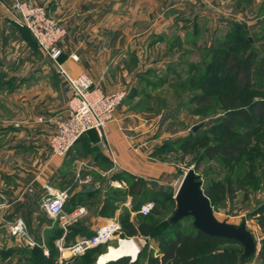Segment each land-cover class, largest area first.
Returning a JSON list of instances; mask_svg holds the SVG:
<instances>
[{
  "label": "rangeland",
  "instance_id": "obj_1",
  "mask_svg": "<svg viewBox=\"0 0 264 264\" xmlns=\"http://www.w3.org/2000/svg\"><path fill=\"white\" fill-rule=\"evenodd\" d=\"M177 3L183 8L182 12L186 11L181 13L180 18H177L181 26L193 25L194 23L202 26V29L198 28L199 37L195 40L196 42L191 41L189 36L187 37L188 40L185 39L186 41L184 40L183 43L175 44L176 49H173L171 53H168L169 50L166 45H158L155 49L152 47L154 44L148 45L149 40L137 43L136 50L138 52L135 56L138 59L137 70H141V73L132 78H124V81L119 83L120 87L112 92L123 94L115 109V114L123 106V109L127 108V111L138 116V122L141 123L138 126L142 125L141 128L145 131H143L145 138L138 144L154 143L151 151L147 152L144 161L148 162L149 168L160 170L161 173L151 177L155 179H143V185L147 189L144 198L146 201L142 200L137 207L139 210L145 203L153 201L156 203L153 214L144 217L137 214L138 210L133 211L131 209L136 202L135 199L140 198L139 196L134 197L129 208L124 207L127 198L111 190L110 185L107 184L98 189L91 198L78 205L85 209L84 213L76 219L67 221L66 232L61 227L60 221L53 219L61 228L62 235L64 232L66 233L64 240L68 243L92 235L96 224L105 220L117 219L121 224L128 222L136 227L145 221L153 223L154 225L148 226L145 232H138L134 237L137 247L142 249L136 264H150L151 260L159 259V245L161 242H166V235L178 231L183 232L192 224L193 220L190 217L183 218L173 228L167 224L169 217L176 208L174 194L184 173L190 168L199 177L202 191L208 190L210 192L209 196L206 197L212 199V209L217 220L231 224H239L241 220H245L247 229L257 242V248L263 235L256 224V217L252 216V212L264 202V115L255 135L249 140L247 150H239L233 155L215 154L199 159L207 147L223 143L235 144L241 139L242 130L252 127L248 119L245 118H235L231 122L224 119L226 108L218 101V96L229 94L235 90V85L230 80H224L222 86L212 88L207 103H196L192 95L193 92H203L197 89L200 82L213 77L217 72L218 76L221 77L220 74L224 75L227 70L217 65L216 57L227 55L229 46H232L231 44L226 47L223 46L226 43V31L230 27L228 20L224 19L228 16L227 13L223 14V11L212 10L227 9L229 5H225L224 0L223 4L215 1L211 6L191 5L180 0ZM231 3L233 2H229V4ZM35 5L45 8L48 16L65 29L66 35L59 42L60 44L67 38L68 29L63 23L52 17L43 4L37 3ZM189 6L194 7V9H190ZM203 11L206 20L204 25L199 21L201 14L195 15L196 12L201 13ZM258 18L253 14L249 19L245 18L236 22L246 26L256 24L260 20L264 22V18ZM261 27H264V24ZM181 28L182 31L186 29ZM20 29H13L11 34L10 48L12 54L16 55L18 59L21 56L24 61H22V66L23 63L26 65L30 75L35 68H39L42 64L55 72L52 68V62L42 55L28 33ZM174 31L178 32V29ZM247 32L253 37V46L258 51L256 64H263L264 47H262L261 42H255L256 37L261 36L262 32H258L256 29ZM184 38L186 37L184 36ZM216 40L220 42L216 43ZM239 44L242 46L241 43ZM0 47L3 48V46ZM246 52L247 50L242 47L235 52V55L243 56ZM3 62L0 59V65ZM12 65L18 69V60L14 61ZM145 71L147 74L143 73ZM19 79V77L8 78L0 75V86H8L9 89H6L8 91L13 85H17ZM192 79L193 82L190 84ZM252 81L255 84L253 90L246 94L244 105L249 101L261 100L264 102V75H260L257 67ZM130 86H132L133 95L130 94L131 98L128 99L127 92ZM4 92L0 93L1 101L5 95ZM129 101L132 102L129 105L126 104ZM194 126H198V128L193 132ZM160 147L161 150H158ZM141 154L145 153L141 150ZM118 181L128 184L132 180L122 176ZM88 187L96 186L93 182ZM79 191V188L72 191L71 199L64 210L65 215H70L78 209H75V206H77L76 197ZM104 202L111 204L112 210L101 216L98 214V208ZM34 248L37 247H29L21 240L9 236L6 232V224L0 223V264H98L100 258L108 255L107 253L102 254L98 259L96 251L92 250L59 262L58 258L55 260L53 255H49V253L44 255L42 252L46 258L42 261L39 257H33L32 249ZM210 248L214 251H242L237 244L230 242L216 243ZM256 256L257 254L248 263L261 264ZM128 262H131L130 258H128ZM128 262L123 260L118 264H127Z\"/></svg>",
  "mask_w": 264,
  "mask_h": 264
},
{
  "label": "crops",
  "instance_id": "obj_2",
  "mask_svg": "<svg viewBox=\"0 0 264 264\" xmlns=\"http://www.w3.org/2000/svg\"><path fill=\"white\" fill-rule=\"evenodd\" d=\"M29 1L43 4L48 13L68 29L67 38L58 45L62 52L58 61L63 68L73 77L88 76L94 87L104 94L119 88L124 78L141 73L137 70L135 56L137 43L149 40V46L154 44L152 47L156 49L158 45H166L171 53L176 49L174 45L188 40L187 37L190 36L191 41L197 40L199 36L192 33L196 27L202 29L196 23L181 26L177 18L186 11L182 12L178 0ZM224 1L229 5L227 9L212 11L227 13L228 17L224 19L228 22L249 19L253 14L258 19L264 18V0ZM196 13L201 14L199 21L204 25L205 12ZM181 27L186 29L182 31ZM12 28L19 29L14 22L13 0H0V46H3L0 47V59L4 61L0 65V75L20 78L8 91V86H0L3 90L0 93L6 91L2 98L4 104L0 100V223L5 225L21 219L32 239L46 246L47 236L57 225L42 209L44 186L70 187L71 193L76 188H88L74 183L80 163L94 168L83 172L92 176L94 188L109 184L111 175L116 173L150 179L161 171L152 170L144 161L154 143L138 144L145 138L144 130L142 125L138 126L141 124L138 116L123 106L105 129L116 160L115 168L106 158L102 140L94 131L84 134L66 156L51 157L48 143L54 123L67 117L63 81L53 64L56 73L44 64L35 68L32 75L28 73L26 65L23 63L22 66L21 56L18 59L12 54ZM70 55L77 56V61ZM16 60L18 69L12 65ZM131 89L132 86L128 88V99ZM39 116L44 119L41 123L37 121ZM141 150L145 154H141ZM102 173L107 175L103 177Z\"/></svg>",
  "mask_w": 264,
  "mask_h": 264
},
{
  "label": "built area",
  "instance_id": "obj_3",
  "mask_svg": "<svg viewBox=\"0 0 264 264\" xmlns=\"http://www.w3.org/2000/svg\"><path fill=\"white\" fill-rule=\"evenodd\" d=\"M188 4H204L211 6L215 1L223 4V0H180ZM13 12L15 24L29 32L36 43L38 50L44 57L52 62L57 74L63 81L64 94L67 98V117L54 123V131L50 136L48 150L51 157L62 158L67 155L79 138L87 132L94 131L102 140L103 152L110 161L112 168H115L116 160L111 146L106 139L105 129L115 120V109L120 103L123 94H104L94 87L92 80L84 75L71 76L58 61L61 56L59 42L65 37L66 32L56 21L51 19L45 8L37 6L26 0H13ZM73 61H77V56L70 55ZM42 116L37 118L42 122ZM94 170L84 163H80L75 173L74 183L80 187H88L93 183V178L84 171ZM111 172V171H110ZM102 173L101 176H106ZM110 187L116 189H126L123 181L110 180ZM46 195L43 198L42 209L45 214L54 220H59L61 227L66 232L65 225L68 220H73L84 213V208L79 207L70 215L64 214V206L71 195V188L63 189L44 186ZM130 197H127L124 207H130ZM156 207L155 202L149 201L141 206L137 214L141 216L149 215ZM6 232L9 236L21 240L29 247H38L44 255L48 254L43 243H38L32 239L27 230L26 224L21 219H16L6 224ZM54 241V247L58 251V261L62 262L68 258L83 255L90 249L98 246L108 248L117 247L122 241L135 242L134 238L122 236L121 223L117 219L105 220L96 224L92 236L77 240L75 243L66 246L65 234ZM115 243V245H112ZM137 246V245H136ZM138 248V247H137ZM140 249L138 248L137 255ZM130 258V257H125ZM131 259V262L134 260Z\"/></svg>",
  "mask_w": 264,
  "mask_h": 264
},
{
  "label": "trees",
  "instance_id": "obj_4",
  "mask_svg": "<svg viewBox=\"0 0 264 264\" xmlns=\"http://www.w3.org/2000/svg\"><path fill=\"white\" fill-rule=\"evenodd\" d=\"M263 24L264 22H262L261 20L257 22L256 24L248 25V26H246L243 23H238L236 21L228 22V25H230V27L226 31V34H225L226 43L225 45L223 44V46L226 47V46H229V44H231L232 46L231 47L229 46V53L227 55H225L224 57L222 56L216 57L217 65L227 70L224 73V75L220 74L221 77L218 76L219 74L217 72L213 77L206 78L205 80L200 82L197 89L203 92L201 93L193 92L192 94L193 99L196 103H207L210 98V90L212 88L222 86V84L224 83L223 82L224 80H230L235 85V90L230 92L229 94H220L218 96V101L221 103L222 106L226 108V114H225L226 116L224 117V119L227 122H231L232 119H235V118H241V119L245 118V119H248L249 123L252 126L251 128H245L242 130L241 139L238 140V142L235 144H230V143L224 144L223 143V144H217L214 146L207 147L203 151L202 156H200L199 158L200 160L202 159V157L213 156L215 154H223L227 156V155H233L239 150H244V151L247 150L249 140L252 139V137L256 133V130L258 129V126H260L262 117L264 115V102L261 100H258L256 102L249 101L247 102L246 105H244V102H246V94L250 92L251 90H253V85L255 84V82L252 81V78H254L256 67L260 75L261 74L264 75V72H261L264 70V63L263 64L260 63L258 65L256 64L258 51H257V48H254L253 46L254 44L253 37L247 34L248 33L247 31H251V29H256L258 32H262V34H260L261 36L256 37L255 42H261L262 47H264V32H263L264 27H261ZM26 32L28 33V35L30 36L34 44L36 45L35 41L31 37L29 32L28 31ZM194 35L197 37L199 35L197 27L194 30ZM195 40L196 39L194 38V41ZM219 42H220L219 40H216V43H219ZM239 43H241L242 46H240ZM242 47L245 48L247 52L243 56H236L235 52L239 48H242ZM192 82H193V79L191 80L190 84H192ZM158 150H161V147L158 148ZM122 176L129 177L132 180L131 182L126 184L127 186L126 189L122 190V189H116L110 186L109 187L111 190H114L117 194L125 196V198L130 197L131 204H132L134 197L139 196L140 198L135 199L136 202L131 208L133 211H136L138 210L137 207L139 203L142 202V200L146 201L144 200V198L146 197V191H147V189L145 188L146 186L143 185L142 178H137V177L128 175L124 172L111 175L110 180H120ZM92 188L93 189L90 193L83 192L84 189H81L78 192L77 197H76L77 206H75V209L79 208L78 205L81 202H84L86 199L91 198L96 193V191L100 189V188H94V187ZM204 194L208 197L210 192L207 190V191H204ZM45 195H46V192H45ZM70 199H71V195L64 206V210L66 209L67 203L69 202ZM208 200L212 207V199L209 198ZM110 205L111 204L107 202L102 203L101 206L98 208V214L101 216L108 214L109 211L112 210ZM153 212L154 210L149 215L153 214ZM147 216H144V217H147ZM252 216L256 217V224L263 234L260 240V243H259L256 259L261 264H264V202L261 203L252 212ZM167 224L170 226V228H173L175 226V224L170 225L168 221H167ZM56 225L57 226L53 228V230L49 233V235L47 236V239L45 240L47 251L49 255L54 256L55 260L58 258V251L54 247V241L62 236L61 228L59 227L58 224ZM150 225L152 226L154 224L149 221H145V222L140 223L138 227H136L131 223L125 222L121 224L122 236L127 237V238H134L136 237L135 235L138 232H145L146 228ZM90 236L92 235H87V237H90ZM166 238H167L166 242H161L159 245L160 258L156 260H151L149 262L150 264H159V263L161 264H238L239 256L241 255L243 251L242 246L238 242L219 239L215 237H209L197 231L196 228L192 224L187 230H184L183 232L178 231L172 234L170 233L169 235H166ZM64 239H66V236ZM77 240H75L73 243H75ZM220 242L235 243L242 249V251L241 252L227 251V250L214 251L210 248L211 245H214ZM73 243H68L65 241L66 246H69ZM92 250L96 251V254L98 255V257L101 254H105L107 252L106 246H98L88 251H92ZM141 252H142V249H140L137 255L138 256L137 260L133 262H128V258H125V259L120 258L115 261H110L106 264H118L122 262L123 260L128 262L127 264H136L141 256ZM32 254L34 258L39 257L40 260L42 261L46 259L44 258L42 254V250L38 247L32 249ZM251 259L248 260V262H250Z\"/></svg>",
  "mask_w": 264,
  "mask_h": 264
},
{
  "label": "water",
  "instance_id": "obj_5",
  "mask_svg": "<svg viewBox=\"0 0 264 264\" xmlns=\"http://www.w3.org/2000/svg\"><path fill=\"white\" fill-rule=\"evenodd\" d=\"M197 128L198 126H194L192 131ZM91 191L92 188L88 187L83 192ZM174 200L176 208L168 219L170 225L190 217L197 231L209 237L238 242L243 248L238 264H246L257 254V242L247 229L245 220H241L239 224H231L215 218L210 202L201 189V181L193 169L190 168L184 173Z\"/></svg>",
  "mask_w": 264,
  "mask_h": 264
},
{
  "label": "bare ground",
  "instance_id": "obj_6",
  "mask_svg": "<svg viewBox=\"0 0 264 264\" xmlns=\"http://www.w3.org/2000/svg\"><path fill=\"white\" fill-rule=\"evenodd\" d=\"M137 252H138V248L134 242L122 241L120 243V245L117 247H111L110 246L106 252L108 255H106L100 259H99V257H100L99 256L98 257V259H99L98 264H106V263H108V260L115 261V260H118V259L123 258V257H130V258H132V260L135 261L138 257Z\"/></svg>",
  "mask_w": 264,
  "mask_h": 264
}]
</instances>
